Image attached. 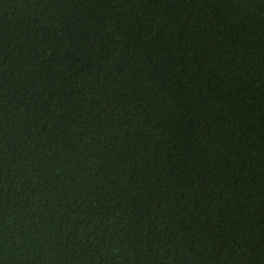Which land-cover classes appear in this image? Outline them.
<instances>
[{"label":"trees","instance_id":"1","mask_svg":"<svg viewBox=\"0 0 264 264\" xmlns=\"http://www.w3.org/2000/svg\"><path fill=\"white\" fill-rule=\"evenodd\" d=\"M0 264H264V0H0Z\"/></svg>","mask_w":264,"mask_h":264}]
</instances>
